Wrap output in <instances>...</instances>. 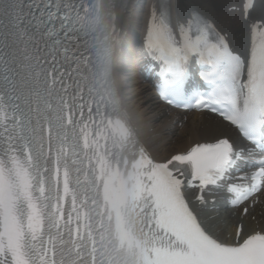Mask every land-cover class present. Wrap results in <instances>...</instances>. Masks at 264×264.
Segmentation results:
<instances>
[{
    "label": "snow or ice",
    "instance_id": "6c2138e0",
    "mask_svg": "<svg viewBox=\"0 0 264 264\" xmlns=\"http://www.w3.org/2000/svg\"><path fill=\"white\" fill-rule=\"evenodd\" d=\"M104 7L0 0V264H264V0L243 47L195 0H108L118 66ZM173 109L211 119L156 160L141 132Z\"/></svg>",
    "mask_w": 264,
    "mask_h": 264
},
{
    "label": "bare ground",
    "instance_id": "6f19581e",
    "mask_svg": "<svg viewBox=\"0 0 264 264\" xmlns=\"http://www.w3.org/2000/svg\"><path fill=\"white\" fill-rule=\"evenodd\" d=\"M240 0H195V3L200 5L199 10L206 16L211 17L214 21L217 23L221 22L224 16H227L225 12V8L229 6H234L237 4ZM260 11L259 7L258 9L252 14L253 17L259 16ZM231 16L235 18V21L233 22V31L235 28H240V34L241 36L244 33V26H239V17L237 15H228L225 20H228ZM235 46L241 47V44L239 41L235 40ZM123 81V76L121 74L118 75V85H120ZM141 87H146L140 82ZM122 97L125 96V93L122 91ZM129 106L130 105H126ZM170 116H167V113L165 116L157 123L156 125V135L147 141V136L142 131L141 137L149 147V149L152 152V155L155 159L161 160L164 157L168 156L170 153L181 151L188 147L189 145V132L198 126H200L202 123L207 122L211 119L209 116L204 115H198L193 114L189 116L186 119V122L182 125L181 129H173L170 125ZM204 213L208 217L213 218V222H216L219 224L220 227L231 229L232 223L231 220L228 219L229 213L219 214L216 211H207L204 210ZM264 209H258L256 211L255 217L257 221H259L261 224H264ZM250 224H255V222L248 221L246 224V227H248ZM256 225V224H255Z\"/></svg>",
    "mask_w": 264,
    "mask_h": 264
}]
</instances>
